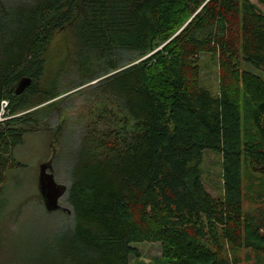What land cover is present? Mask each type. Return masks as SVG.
<instances>
[{
  "label": "trees",
  "instance_id": "trees-1",
  "mask_svg": "<svg viewBox=\"0 0 264 264\" xmlns=\"http://www.w3.org/2000/svg\"><path fill=\"white\" fill-rule=\"evenodd\" d=\"M255 2H0V191L24 135L48 130L58 98L86 87L67 95L85 107L64 196L71 222L40 264H237L229 258L242 250L264 264V206L243 209V166L264 177V0ZM68 32L72 66L44 80L46 52ZM207 55L216 95L202 79ZM23 77L32 83L16 95ZM206 152L222 159L220 200L201 181ZM142 243L162 255L142 262Z\"/></svg>",
  "mask_w": 264,
  "mask_h": 264
},
{
  "label": "rangeland",
  "instance_id": "rangeland-1",
  "mask_svg": "<svg viewBox=\"0 0 264 264\" xmlns=\"http://www.w3.org/2000/svg\"><path fill=\"white\" fill-rule=\"evenodd\" d=\"M31 0H0L6 5H13ZM256 3L255 0H250ZM261 10L263 8L259 6ZM74 50L71 32L58 33L48 48L45 60L44 80L50 79L58 71L59 66H72L71 54ZM72 52V53H71ZM73 55V54H72ZM72 69V68H71ZM70 69V71H71ZM63 73V72H62ZM201 74L204 84L216 95L218 90L217 65L215 59L209 55L201 58ZM74 76L67 73L64 87L73 82ZM86 88L81 86L75 91ZM61 95L58 99L65 100L51 115L48 130H37L27 133L23 142L12 151L14 162L5 173V181L0 191V264H40L41 258L46 254L44 250L52 241L55 242L60 231L65 225L70 224L71 214L65 211L48 212L44 208L39 191L40 166L52 161L54 179L65 186L70 185L68 168L71 158V148L78 146L80 131V113L83 114L84 106L81 98L70 93ZM67 96V97H66ZM62 124L60 119L63 112ZM3 112L0 106V115ZM62 124V125H61ZM62 126V127H60ZM58 127L61 129L58 131ZM201 181L206 191L215 199H222V159L219 155L206 152L200 165ZM243 193L244 213L255 215L259 207L264 206V177L251 173L248 166H243ZM252 191V193L250 192ZM256 195L263 198L256 201ZM250 198L255 200L250 202ZM59 204L70 209L63 197ZM61 233V232H60ZM142 262L147 263L162 255L158 243H142L135 245ZM231 254V253H230ZM235 257L239 258L237 264H252L254 253L251 251H238ZM229 257V256H228ZM133 258L130 264H136Z\"/></svg>",
  "mask_w": 264,
  "mask_h": 264
},
{
  "label": "water",
  "instance_id": "water-1",
  "mask_svg": "<svg viewBox=\"0 0 264 264\" xmlns=\"http://www.w3.org/2000/svg\"><path fill=\"white\" fill-rule=\"evenodd\" d=\"M31 83V78H21L15 88V94H22L28 87H30ZM38 183L40 195L46 211L54 212L63 210L70 214V211L67 208H62L59 204L60 200L66 195L68 187L55 181L52 161L40 166Z\"/></svg>",
  "mask_w": 264,
  "mask_h": 264
},
{
  "label": "built area",
  "instance_id": "built-area-1",
  "mask_svg": "<svg viewBox=\"0 0 264 264\" xmlns=\"http://www.w3.org/2000/svg\"><path fill=\"white\" fill-rule=\"evenodd\" d=\"M6 105V103H4Z\"/></svg>",
  "mask_w": 264,
  "mask_h": 264
}]
</instances>
